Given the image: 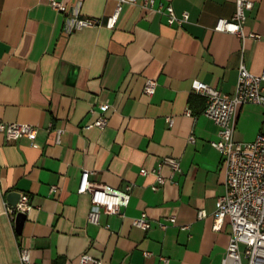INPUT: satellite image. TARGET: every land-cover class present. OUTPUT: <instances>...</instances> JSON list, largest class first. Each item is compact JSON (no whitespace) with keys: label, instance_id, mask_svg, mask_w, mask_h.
Masks as SVG:
<instances>
[{"label":"crops","instance_id":"crops-1","mask_svg":"<svg viewBox=\"0 0 264 264\" xmlns=\"http://www.w3.org/2000/svg\"><path fill=\"white\" fill-rule=\"evenodd\" d=\"M61 1L68 9L81 1V16L102 20L118 2ZM253 1L244 31L262 38L242 40L214 29L219 18L232 17L235 0H139L124 3L113 28L73 32L48 0H0V117L37 126L34 138L15 141L0 131V264L18 261L20 247L36 264H78L83 253L102 264L222 263L232 227L227 217L213 228L225 192L222 155L210 143L218 126L192 81L231 95L241 61L262 72L264 0ZM168 4L188 18L169 23ZM148 77L157 80L152 95L144 92ZM101 103L110 105L104 128L93 124ZM263 132L264 108L240 105L234 139L252 141ZM165 156L178 157L181 170L162 166L167 181L154 190L151 170ZM84 170L96 185L132 184L123 216L102 211L98 223L88 220L91 197L78 192ZM11 191L30 204L21 232L7 209ZM143 211L147 229L133 224Z\"/></svg>","mask_w":264,"mask_h":264},{"label":"built area","instance_id":"built-area-1","mask_svg":"<svg viewBox=\"0 0 264 264\" xmlns=\"http://www.w3.org/2000/svg\"><path fill=\"white\" fill-rule=\"evenodd\" d=\"M55 10L65 13V29L73 32L86 27H95L101 24L113 28L118 20L124 3H138L139 0H118L115 10L105 20L99 17L81 16L78 1L74 7L68 9L61 0H48ZM154 0H143L144 4L152 5ZM253 0H235V10L230 18L221 17L217 20L214 29L237 34L242 40L246 38L261 39L258 32L245 33L244 23L246 11L253 7ZM169 23L182 22L188 18V13L177 15L173 6L168 4L165 8ZM157 87V80L148 77L145 81L144 92L152 95ZM194 92L203 95L206 104L203 112L210 117L218 126V138L211 140L213 147L222 155V167L224 170L225 192L217 199V207L213 213L215 230L221 229L228 217L232 231L221 264H264V132L256 136L252 141H237L234 139L236 116L240 105L245 103L259 104L264 108V65L261 73L251 72L240 62L238 78L233 94L222 92L217 87L199 79L192 81ZM108 103L99 104V116L94 125L104 128L108 117L106 111ZM191 109H186L190 114ZM174 118L167 117L169 125L173 124ZM0 131L5 134L8 141H15L22 136L34 138L37 134V126L31 123L5 122L0 117ZM60 130L56 132V140H60ZM190 140H194L190 136ZM168 166L173 173L179 172L180 159L174 156H165L157 168L151 172L156 174V181L152 188L158 189L167 181V177L161 174V167ZM142 174H147L148 169L142 168ZM90 172L84 170L81 176L79 193L88 192L91 197V208L88 211V220L98 223L100 214L105 211L110 214L124 215L122 207L129 202L132 184L127 183L123 188H115L109 185H96L89 180ZM30 207L27 195H22L15 205H8L7 209L12 218L17 212L27 211ZM205 216L203 210L198 212V217ZM171 222L175 217H169ZM133 224L147 229L151 226V220L143 211L133 218ZM166 227V223H161ZM244 245V257L240 251V245ZM146 254L148 252H145ZM164 260H167L166 258ZM102 264V259L83 253L79 257L78 264ZM13 264H36L27 247H20L19 259Z\"/></svg>","mask_w":264,"mask_h":264},{"label":"water","instance_id":"water-1","mask_svg":"<svg viewBox=\"0 0 264 264\" xmlns=\"http://www.w3.org/2000/svg\"><path fill=\"white\" fill-rule=\"evenodd\" d=\"M21 196L22 194L20 192L11 191L8 193L7 198L12 204L15 205L19 201ZM25 218H26V213L24 211L17 212L15 216V227L17 232H21Z\"/></svg>","mask_w":264,"mask_h":264}]
</instances>
